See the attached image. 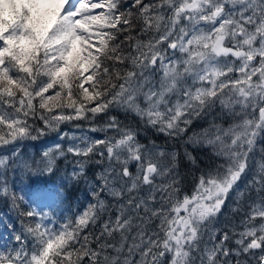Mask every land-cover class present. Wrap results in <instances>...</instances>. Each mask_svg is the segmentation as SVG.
Returning a JSON list of instances; mask_svg holds the SVG:
<instances>
[{"label":"snow or ice","instance_id":"obj_1","mask_svg":"<svg viewBox=\"0 0 264 264\" xmlns=\"http://www.w3.org/2000/svg\"><path fill=\"white\" fill-rule=\"evenodd\" d=\"M262 140L264 0H0V264H264Z\"/></svg>","mask_w":264,"mask_h":264},{"label":"trees","instance_id":"obj_2","mask_svg":"<svg viewBox=\"0 0 264 264\" xmlns=\"http://www.w3.org/2000/svg\"><path fill=\"white\" fill-rule=\"evenodd\" d=\"M111 114L116 115L121 121H124L125 123L131 121L133 124H136L137 122L134 117H132L131 115L125 116V114L121 111L114 110L111 112ZM103 122H104L103 120H98L97 124H103ZM36 123L40 125L39 121H37ZM217 123L220 124L224 128H227L229 126L227 122H224L222 120H218ZM76 124H80L82 128H76L75 127ZM208 126H209L208 123L204 121L196 122L192 125L187 135H192L193 132L201 133L202 130L207 128ZM88 128H89V122L87 121H71V122H66L60 126L61 132H69L70 134L75 133L77 136L81 134V131L87 132L88 135H92L96 137H101L103 135V133H99V132L97 133L88 132L87 131ZM145 135L151 136L152 138L157 139V141L160 143H163L165 140V137H163L162 135H157L153 130H148L147 133L142 131L141 137L143 138ZM57 142H60L58 133H49L48 135L41 137L36 141H31V140L24 141V144L27 146L26 151L29 153V155H36L38 153H41L46 148L53 146ZM64 143L66 146V142ZM169 143L171 144L172 142H169ZM188 150L191 151L193 155L197 156V158L202 162L201 166H203V163L208 162V158L211 155L210 151L207 148H194V146H189ZM182 151L183 149H181V152ZM69 159H71V157H69ZM59 163H60L61 168L63 169L64 168L63 160H61ZM67 167H68V170L70 171L71 164H69ZM254 169H255V164H254ZM182 170L184 174L187 176V180L183 187L186 191L191 192L192 188L194 187L195 176L198 175V173L193 174L189 170L188 167H184ZM61 176H63V172L59 173L58 176L48 178L49 186L51 187L53 182L56 185H59L60 180L58 177H61ZM25 183H27V180H25ZM19 186H20L19 182H17V187ZM70 202H71L73 211L77 210L78 208L80 210L83 209L84 205L87 203V200L85 199V196H84V186L83 185H80L78 189L71 190ZM62 208L65 209L66 215H70V213L66 211L67 204L62 206ZM0 210L5 211V212L8 211V209L4 207L3 205H0ZM45 210L47 211L48 209H45ZM59 215H60V209H57V217ZM221 219L223 220L224 218L222 217ZM0 244H3V241H0Z\"/></svg>","mask_w":264,"mask_h":264},{"label":"flooded vegetation","instance_id":"obj_3","mask_svg":"<svg viewBox=\"0 0 264 264\" xmlns=\"http://www.w3.org/2000/svg\"><path fill=\"white\" fill-rule=\"evenodd\" d=\"M261 144H264V140L258 141L257 143V152H256V157H255L256 160L259 158V147L261 146ZM249 163L252 165L253 170H254L255 160H250Z\"/></svg>","mask_w":264,"mask_h":264},{"label":"rangeland","instance_id":"obj_4","mask_svg":"<svg viewBox=\"0 0 264 264\" xmlns=\"http://www.w3.org/2000/svg\"><path fill=\"white\" fill-rule=\"evenodd\" d=\"M258 159H259V158H258ZM258 159H257V160H258Z\"/></svg>","mask_w":264,"mask_h":264}]
</instances>
